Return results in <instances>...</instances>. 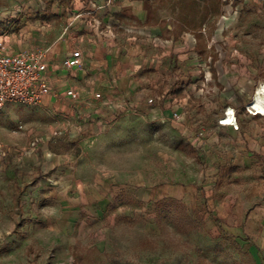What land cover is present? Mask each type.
<instances>
[{
    "label": "crops",
    "instance_id": "1",
    "mask_svg": "<svg viewBox=\"0 0 264 264\" xmlns=\"http://www.w3.org/2000/svg\"><path fill=\"white\" fill-rule=\"evenodd\" d=\"M195 1L192 11L179 8L178 0H0V33L8 31L10 52L47 49L51 93L37 108L58 119L69 138L92 140L114 120L137 114L151 124H169L183 149L205 162L199 183L186 190L168 183L146 188L137 178L111 187L101 178L90 188L60 184L58 193L45 184L46 195L58 198L57 225L49 229L59 239H93L85 248L103 252L108 230L120 219L144 220L153 228L149 204L166 200L195 208L201 199L208 221L236 241L264 229V116L245 111L253 112L249 103L264 85V46L248 51L239 40L263 30L264 0H219L217 13L204 9L206 0ZM73 51L81 66L66 70L61 61ZM204 76L208 92L202 93ZM68 89L78 92L76 101L65 96ZM225 108L233 109L238 130L218 124ZM173 112L179 120L171 119ZM52 150L29 189L42 187L43 178L62 180L61 172L47 176L63 157ZM220 179H228L233 191L218 197L213 188ZM74 259L56 254L50 262Z\"/></svg>",
    "mask_w": 264,
    "mask_h": 264
},
{
    "label": "rangeland",
    "instance_id": "2",
    "mask_svg": "<svg viewBox=\"0 0 264 264\" xmlns=\"http://www.w3.org/2000/svg\"><path fill=\"white\" fill-rule=\"evenodd\" d=\"M259 20L263 30L256 38L242 36L243 49L264 46V20ZM245 31L249 28L243 35ZM63 131L58 119L37 107L8 104L0 111V264H52L56 254L73 256L70 264H77L78 256L84 258L79 264H264V229L236 241L208 221L201 199L195 208L173 200L149 204L153 228L144 220L120 219L108 230L103 252L85 248L93 239H59L57 231L49 229L57 225L58 198L46 195L45 184L58 193L60 184V189L73 184L90 188L101 178L111 187L137 178L140 182H134L146 188L168 183L186 190L199 183L205 166L201 157L183 149L182 138L169 124H151L137 114L114 120L92 140L69 138ZM50 149L63 152L58 157L62 170L56 167L47 176L61 172L66 181L43 178L42 187L29 189L30 178L40 174L38 167ZM229 183L217 181L216 195L230 194ZM131 206L137 203L133 200Z\"/></svg>",
    "mask_w": 264,
    "mask_h": 264
},
{
    "label": "built area",
    "instance_id": "3",
    "mask_svg": "<svg viewBox=\"0 0 264 264\" xmlns=\"http://www.w3.org/2000/svg\"><path fill=\"white\" fill-rule=\"evenodd\" d=\"M10 37L8 31L0 33V111L8 104H18L27 107H40L45 96L51 93L46 80L48 63L46 60L47 49L22 48L10 52ZM62 68L71 70L81 66L79 51H73L71 55L61 61ZM203 84L200 92H208L205 83L209 81L207 76L202 78ZM65 96L72 101L78 99V92L72 89L65 91ZM98 96V95H97ZM151 104L153 101H147ZM248 114H255L245 107ZM171 119L179 120L180 114L173 112ZM219 125L231 126L238 130V124L233 109L225 108ZM20 128V127H19ZM203 133H199L202 136Z\"/></svg>",
    "mask_w": 264,
    "mask_h": 264
},
{
    "label": "trees",
    "instance_id": "4",
    "mask_svg": "<svg viewBox=\"0 0 264 264\" xmlns=\"http://www.w3.org/2000/svg\"><path fill=\"white\" fill-rule=\"evenodd\" d=\"M156 1H159V0H156ZM168 1H170V0H168ZM218 3H219V0H206L204 3V9L206 11L211 10L213 13H217L218 12ZM176 4L179 6V8L190 9L192 11H195V7L197 6V3L195 0H178V2ZM194 30H196V29H194ZM195 36H196V38L200 37L199 33H195ZM52 152L57 153V150H52ZM16 200H18L17 196H16Z\"/></svg>",
    "mask_w": 264,
    "mask_h": 264
},
{
    "label": "bare ground",
    "instance_id": "5",
    "mask_svg": "<svg viewBox=\"0 0 264 264\" xmlns=\"http://www.w3.org/2000/svg\"><path fill=\"white\" fill-rule=\"evenodd\" d=\"M249 107L256 113L264 116V85L258 88L254 95V99L249 103Z\"/></svg>",
    "mask_w": 264,
    "mask_h": 264
}]
</instances>
